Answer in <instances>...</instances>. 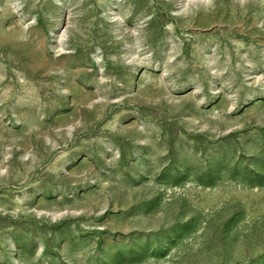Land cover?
I'll list each match as a JSON object with an SVG mask.
<instances>
[{
    "label": "rangeland",
    "instance_id": "rangeland-1",
    "mask_svg": "<svg viewBox=\"0 0 264 264\" xmlns=\"http://www.w3.org/2000/svg\"><path fill=\"white\" fill-rule=\"evenodd\" d=\"M0 264H264V0H0Z\"/></svg>",
    "mask_w": 264,
    "mask_h": 264
}]
</instances>
